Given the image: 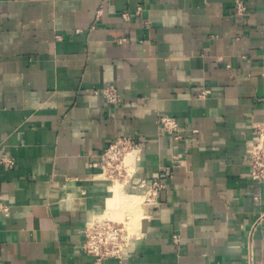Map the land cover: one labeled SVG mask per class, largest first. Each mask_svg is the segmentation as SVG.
Segmentation results:
<instances>
[{
	"label": "crops",
	"instance_id": "0c3cea01",
	"mask_svg": "<svg viewBox=\"0 0 264 264\" xmlns=\"http://www.w3.org/2000/svg\"><path fill=\"white\" fill-rule=\"evenodd\" d=\"M243 1L244 15L236 0H0V156L16 161L0 163V264H94L87 221L131 204H110L93 163L124 135L140 141L124 191L173 176L123 261L102 264H249L254 227L264 264L247 151L264 121V0ZM110 84L120 104L94 93Z\"/></svg>",
	"mask_w": 264,
	"mask_h": 264
},
{
	"label": "built area",
	"instance_id": "2783aa9c",
	"mask_svg": "<svg viewBox=\"0 0 264 264\" xmlns=\"http://www.w3.org/2000/svg\"><path fill=\"white\" fill-rule=\"evenodd\" d=\"M246 5L243 0H236V11L238 15L246 13ZM128 17V12L123 13ZM95 94L102 95L104 99L113 105L120 104L123 100L121 90L115 84L107 85L101 89H95ZM206 95V91L201 96ZM160 127L172 134L176 139H180L179 122L177 118L170 114L159 116ZM254 138L248 148L250 155V171L254 180L264 184V121L255 123ZM135 153L136 159L140 155V141L136 136L116 137L103 151L100 160L93 163L96 168V176L111 180H120L132 184L133 170L128 169L126 157L129 153ZM0 163L8 167H14L16 161L12 156H0ZM173 176L169 168H163L160 173L151 178H142L138 183L133 184L134 189L140 190L146 205L158 202L162 189L166 186V180ZM8 211V207H3ZM248 241L249 264H253V232L252 229ZM84 250L90 255L94 264H102L106 259H116L122 262L125 258L126 249L131 243L127 225L124 222H115L110 219H100L98 217L87 221L85 226ZM175 241H179V235L174 236Z\"/></svg>",
	"mask_w": 264,
	"mask_h": 264
},
{
	"label": "rangeland",
	"instance_id": "374dc122",
	"mask_svg": "<svg viewBox=\"0 0 264 264\" xmlns=\"http://www.w3.org/2000/svg\"><path fill=\"white\" fill-rule=\"evenodd\" d=\"M109 182H111V186H114L116 183L118 184L119 187V193L124 196V201H127L131 204V206H126L125 208L118 207L117 209H112L111 212H113V215L110 214V211L108 210L107 214H104L102 216H96L94 215L93 217H98L102 219H110L115 222H124L127 225L129 235L131 237V231L137 227L139 224L141 217L144 216V208L147 206L144 202V199L142 197V193H128L124 190V187L121 185L122 181L118 180H111L108 179ZM121 183H120V182ZM113 183V184H112ZM123 187V188H122ZM123 193V194H122ZM93 219V218H91Z\"/></svg>",
	"mask_w": 264,
	"mask_h": 264
},
{
	"label": "bare ground",
	"instance_id": "6f19581e",
	"mask_svg": "<svg viewBox=\"0 0 264 264\" xmlns=\"http://www.w3.org/2000/svg\"><path fill=\"white\" fill-rule=\"evenodd\" d=\"M137 162V159H136V155L135 153H129V155L126 157V163H127V166H128V169L130 171L133 170L134 168V165L136 164ZM118 181V180H116ZM120 182V181H119ZM121 183V182H120ZM121 185L123 186V184L121 183ZM119 187L118 184L116 183L114 186H111V190H110V195H109V198L110 199V204H113L115 202H118V203H121L123 201V203L125 202L126 203H129L127 201H124V197L119 193ZM123 188V187H122ZM122 191H124L122 189ZM124 193V192H123ZM122 193V194H123ZM92 218H95V217H92ZM132 237H130L131 239Z\"/></svg>",
	"mask_w": 264,
	"mask_h": 264
}]
</instances>
